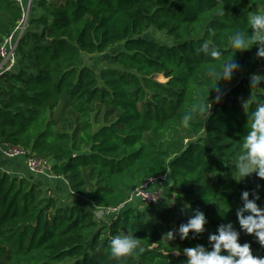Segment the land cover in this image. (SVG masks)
<instances>
[{"label":"trees","instance_id":"1","mask_svg":"<svg viewBox=\"0 0 264 264\" xmlns=\"http://www.w3.org/2000/svg\"><path fill=\"white\" fill-rule=\"evenodd\" d=\"M252 12H264V0H33L16 65L0 77V144L26 155L0 158L21 162L28 175L27 160L45 161L50 178L91 207L65 205L54 190L0 170V264H185L183 250L209 247L221 224L240 230L243 191L258 192L264 208V180L233 175L251 124L243 104L250 115L264 103V81L250 86L264 58L255 45L235 54L230 44L237 31L251 35ZM21 18L17 0H0V45ZM205 40L222 55H197ZM118 46L114 66L97 74L85 64ZM233 57L239 69L217 85V103L209 73ZM208 96L207 119L193 109ZM164 176L180 201L122 211ZM115 209L110 224L97 218ZM196 210L205 232L164 238ZM128 232L138 247L113 257L108 242ZM240 243L264 257L254 235L241 231Z\"/></svg>","mask_w":264,"mask_h":264},{"label":"clouds","instance_id":"2","mask_svg":"<svg viewBox=\"0 0 264 264\" xmlns=\"http://www.w3.org/2000/svg\"><path fill=\"white\" fill-rule=\"evenodd\" d=\"M248 24L252 30L251 35L246 38L242 31L233 34L230 40L231 47L237 52H243L251 49V45L257 47L256 56L264 58V12H252L248 14ZM196 54L213 59L218 58L222 53L214 44L205 40L200 47L196 49ZM239 69V65L234 61V57L222 64L219 71L209 73L210 77L216 81L217 96L216 102L221 99L220 90L217 85L220 81H231L233 74ZM264 81V76L253 74L250 78V86L260 87ZM212 88V89H214ZM211 106V107H209ZM244 110L248 115L250 131L243 137L242 150L240 156L234 165V178L237 181H243L252 174L264 180V103L256 105L255 110L248 114V101L243 104ZM212 103L209 102V96L205 102L199 103L193 112L208 117L211 115ZM192 118V114H186L183 117L185 124ZM258 192L243 191L241 194L242 206L237 210V219L240 225L238 231L232 223L221 224L216 233L208 237L209 247L197 245L195 247L185 248L184 255L187 257L185 264H264V257H258L253 254L251 244L240 243L241 231L254 235L261 246H264V208L258 201L260 200ZM174 203V202H172ZM171 204V203H170ZM185 208H191V205H185ZM230 206L221 211V214L228 213ZM208 223L204 212L196 210L186 223L179 226L177 230L168 231L166 237L168 241L174 240L178 233L181 240H187L189 234H201L205 232V225ZM140 241L131 232L114 236L109 242V250L113 257H123L135 250Z\"/></svg>","mask_w":264,"mask_h":264},{"label":"built area","instance_id":"3","mask_svg":"<svg viewBox=\"0 0 264 264\" xmlns=\"http://www.w3.org/2000/svg\"><path fill=\"white\" fill-rule=\"evenodd\" d=\"M22 10V18L18 22L13 32L0 45V77L11 72L16 65V52L20 41L24 38L25 32L29 25V17L33 0H17ZM26 155L21 148H14L6 144H0V157L4 159H18ZM27 168L34 176H44L46 173L50 175V167L45 161L30 158L27 160ZM168 177L154 178L147 181L139 188L134 195L145 206L158 205L162 201L163 195L157 192L159 187H163L168 183ZM119 209L112 210L118 212Z\"/></svg>","mask_w":264,"mask_h":264},{"label":"rangeland","instance_id":"4","mask_svg":"<svg viewBox=\"0 0 264 264\" xmlns=\"http://www.w3.org/2000/svg\"><path fill=\"white\" fill-rule=\"evenodd\" d=\"M147 37L154 38V36H152L151 34H149ZM155 39L159 40L161 42H164L162 36H160V35L157 36ZM121 50H122V46H118V47L112 49L111 51H109L108 53H106L104 55L88 56L85 58V64L87 66L91 67L97 74H99L102 69L115 65L114 58ZM260 75L264 76V72ZM157 80L160 82H163V83L167 82V80L163 76H158ZM29 176H31V175H29ZM31 177L33 178V181L30 179L31 182L38 183L45 190L47 188L54 190V188H55V196L58 199H60V201L63 204L70 205V206H81L83 208L91 207L87 202H84L83 200H80L79 198L72 196V194L70 192H68V188L66 187V185L62 181L51 179L50 175L48 176L47 173L42 177L34 176V175ZM52 182H54L55 184ZM157 192L159 194L163 195L162 201L158 205H155L157 207L166 206V205H172L173 206L174 203L172 204V202L180 201L177 197L176 192L172 188L171 182L166 183L164 188L162 186L159 187L157 189ZM167 200H168V202H167ZM124 208H125L124 210L122 209L123 212L126 210H130V209H139V210L144 211V210H146L147 207L142 203V201L140 199L135 197L134 202L132 204H128ZM117 214H118L117 211L113 212L111 210H106L103 214H102V211H100V213L97 215V218L99 220L104 221V223L105 224L107 223V225H108L111 223L112 219H114Z\"/></svg>","mask_w":264,"mask_h":264},{"label":"crops","instance_id":"5","mask_svg":"<svg viewBox=\"0 0 264 264\" xmlns=\"http://www.w3.org/2000/svg\"><path fill=\"white\" fill-rule=\"evenodd\" d=\"M0 170L6 171L9 174H11L13 176H17V177H24V176H26V177H28L29 179H31L33 181V178L31 177L32 175L30 174L31 176H29L26 173L24 167L22 166L21 162H19V161H9V162H6V161H4V160H2L0 158ZM54 180H59V179H54ZM52 183H54V182H52ZM54 193H55V188H54Z\"/></svg>","mask_w":264,"mask_h":264}]
</instances>
